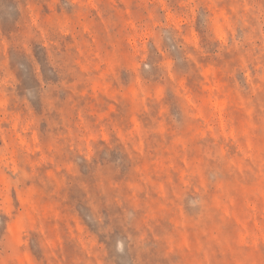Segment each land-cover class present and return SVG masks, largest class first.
Segmentation results:
<instances>
[{"label":"rangeland","instance_id":"1","mask_svg":"<svg viewBox=\"0 0 264 264\" xmlns=\"http://www.w3.org/2000/svg\"><path fill=\"white\" fill-rule=\"evenodd\" d=\"M0 264H264V0H0Z\"/></svg>","mask_w":264,"mask_h":264}]
</instances>
